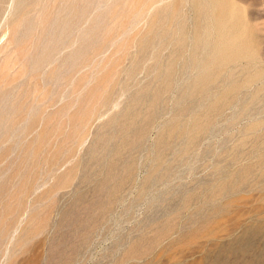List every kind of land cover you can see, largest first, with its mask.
I'll return each mask as SVG.
<instances>
[{
	"label": "rangeland",
	"instance_id": "374dc122",
	"mask_svg": "<svg viewBox=\"0 0 264 264\" xmlns=\"http://www.w3.org/2000/svg\"><path fill=\"white\" fill-rule=\"evenodd\" d=\"M0 264H264V0H0Z\"/></svg>",
	"mask_w": 264,
	"mask_h": 264
},
{
	"label": "bare ground",
	"instance_id": "6f19581e",
	"mask_svg": "<svg viewBox=\"0 0 264 264\" xmlns=\"http://www.w3.org/2000/svg\"><path fill=\"white\" fill-rule=\"evenodd\" d=\"M202 48V47H201ZM202 49H204V48H202ZM205 50H206V48H205Z\"/></svg>",
	"mask_w": 264,
	"mask_h": 264
}]
</instances>
